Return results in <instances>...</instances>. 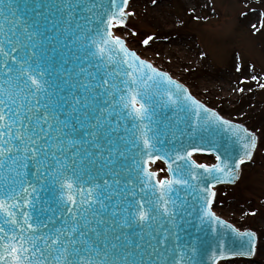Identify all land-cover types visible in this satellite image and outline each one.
<instances>
[{"label":"snow or ice","instance_id":"1","mask_svg":"<svg viewBox=\"0 0 264 264\" xmlns=\"http://www.w3.org/2000/svg\"><path fill=\"white\" fill-rule=\"evenodd\" d=\"M168 4L0 0V264H201L192 227L212 233L211 264L264 255V235L218 214L221 197L238 205L257 186L261 204L241 213H264V132L161 66L180 69L156 47ZM236 8L264 37V0ZM209 11L216 0H189L180 23ZM195 57L187 68L211 66L209 51ZM233 61L230 93L264 91V67L239 49Z\"/></svg>","mask_w":264,"mask_h":264},{"label":"rangeland","instance_id":"2","mask_svg":"<svg viewBox=\"0 0 264 264\" xmlns=\"http://www.w3.org/2000/svg\"><path fill=\"white\" fill-rule=\"evenodd\" d=\"M142 5L144 0H136ZM189 0H170L165 8L167 12L169 36L159 41L158 47L161 51H166L168 55L176 57V63L180 65L178 70L170 67L166 62L161 66L170 70L175 78L184 82L197 98L201 99L209 107L216 108L228 118L245 123L251 130L264 132V91L256 90L254 93L237 96L230 93L229 85L234 83L233 50L239 49L245 59L253 60L258 67H264V37L249 38L244 26L236 23V6L239 0H216L217 12H208V19L202 22L188 20L185 24L180 21L185 16V8ZM132 23L139 24L135 19ZM175 23L177 27L173 29L171 25ZM141 27H143L141 25ZM234 34L229 35L232 30ZM131 40L137 37H129ZM135 48L141 45L133 44ZM201 49L211 53V66L206 63L203 67L196 66L193 69L186 67L192 64L196 58L195 54ZM148 57L151 52L144 53ZM189 57V59H184ZM160 62V57H156ZM252 106V107H250ZM245 113V115H241ZM257 166L255 173H259L264 168V136H261L257 148ZM248 171V169H246ZM248 196L252 203H245L244 197ZM258 186L240 195V203L234 202L231 192L229 195L221 197L223 207L218 214L234 223L237 227H247L264 235V213L257 212L256 217L244 216L241 209L249 211L253 206H259ZM221 263L226 264L225 261ZM231 264V262H228ZM241 264H264V255L257 254L250 261H242Z\"/></svg>","mask_w":264,"mask_h":264},{"label":"water","instance_id":"3","mask_svg":"<svg viewBox=\"0 0 264 264\" xmlns=\"http://www.w3.org/2000/svg\"><path fill=\"white\" fill-rule=\"evenodd\" d=\"M207 162V161H202ZM188 232L191 234L188 239L196 240L199 244L197 255L201 257V264H211V252L214 248L212 244V233L205 231L197 232L195 227L189 228ZM198 238V240H197ZM234 238L229 236V241L231 242ZM202 241V243H200ZM238 243V241H237Z\"/></svg>","mask_w":264,"mask_h":264},{"label":"bare ground","instance_id":"4","mask_svg":"<svg viewBox=\"0 0 264 264\" xmlns=\"http://www.w3.org/2000/svg\"><path fill=\"white\" fill-rule=\"evenodd\" d=\"M220 264H223V263L220 262Z\"/></svg>","mask_w":264,"mask_h":264}]
</instances>
